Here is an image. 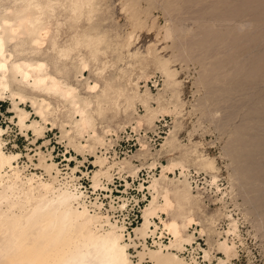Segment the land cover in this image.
Instances as JSON below:
<instances>
[{"label":"rangeland","instance_id":"374dc122","mask_svg":"<svg viewBox=\"0 0 264 264\" xmlns=\"http://www.w3.org/2000/svg\"><path fill=\"white\" fill-rule=\"evenodd\" d=\"M138 1L142 17L133 20L122 10L121 0H98L93 21L98 33L105 34V42L97 61L82 46L73 48L65 59L57 58L52 39L72 43L70 18L64 13L58 14L61 27L54 18L49 20L52 25L48 21L51 26L47 25L34 50L20 44L25 35L17 29L18 34L5 46L12 54L10 60H43L59 86L72 85L78 96L90 101L91 118L88 129L77 133L73 121L78 113H70L61 96L13 82L10 87H22L28 97L17 103L27 113L25 124L36 120L42 130L36 133L31 127L18 125L12 104L17 96L12 100L8 88L0 99L4 149L20 153L17 165H24L21 175L35 172L47 178L38 165L39 152L47 162L56 163L61 173L75 168L74 183L86 194L85 200L94 201L96 197L102 204L100 212L123 223V238L132 242L128 252L134 262L139 259L138 251H143L140 264H151L143 244L156 249V242L167 244L170 237L164 231L159 238L156 233L142 238L133 231L142 222V210L150 198L146 186L153 175L160 178L159 185L169 188L173 203L161 218L173 215L178 222L182 214L193 218L186 232H181L191 235V243H184L183 251H170L187 261L190 257L191 264H216L218 258L227 259L229 264H264V0ZM168 22L173 36L163 38V25ZM129 33L133 35L127 45L124 41ZM107 42L110 47H105ZM149 46L160 57L169 58L170 67L177 72L174 84L165 80L158 64H154L157 62L139 63L130 56L148 55ZM79 56L88 59L82 73L77 71ZM129 78L132 83L137 81L146 103L135 100L125 106L117 87L129 88ZM105 79L113 86L106 89L109 95L103 90ZM86 82L98 85L88 89ZM29 97L49 102L44 120L36 114L37 103L31 105ZM97 100H101L102 113L94 111ZM162 105L163 110L159 109ZM147 107L160 112L150 123L142 120L135 128L136 120L148 112ZM96 138L103 140L102 144ZM99 156L115 164L109 179L101 177L105 188L93 191L91 177L100 168ZM169 160L177 166L170 171L164 169L162 174L160 166ZM132 170H136L133 175ZM160 173L165 175L163 180ZM184 184L191 195L179 207L174 190ZM123 201L124 206L119 207ZM233 218L237 233L227 234ZM153 220L157 232L160 221L156 217ZM224 240L232 248L228 256L218 244ZM203 251L207 258L201 257Z\"/></svg>","mask_w":264,"mask_h":264},{"label":"bare ground","instance_id":"6f19581e","mask_svg":"<svg viewBox=\"0 0 264 264\" xmlns=\"http://www.w3.org/2000/svg\"><path fill=\"white\" fill-rule=\"evenodd\" d=\"M3 1H7L8 4L3 5ZM121 4L122 10L126 13L128 12V16H131L133 20L142 17L139 16L142 7L138 0H121ZM97 10L98 0H0V99L4 97L8 88H10L8 96L12 100L14 96H17V100H13L12 104L13 109L16 111L17 123L21 128L31 127L36 133H40L42 130L41 126H37L36 120L31 121L30 124H25L27 113L18 107L17 103L22 102L28 97L22 91V87L17 86L16 89H12L10 86L13 82H18L32 89L47 91V93L49 91L52 94L57 93L61 96L68 105V111L70 113H78L77 119L74 118L75 120L73 121L77 133L83 132L90 126L91 117L88 109L90 101H86L84 98L78 96L80 94H76L74 91L75 87H70L72 85L67 86L63 84V86H59L60 83H57L56 78V80L54 79L55 76L49 75L46 64L42 62L43 60L39 61L31 58L10 60L11 53L7 51L5 47L6 43L18 34L17 29L19 28L25 35V38L21 39L20 44H27L32 50L36 49L38 43L42 40V35L47 31L49 20L54 18L57 27H61L63 22L59 20L58 14L60 16V14L64 13L65 17L70 18L68 26L70 29L72 28L73 34L70 36L72 43H58L55 39H52V45L56 50L57 58L60 60L65 59L73 48L82 46L88 49L91 59L97 61L101 49H104L101 44L105 42V34L98 33L93 21ZM83 21L86 23V26L83 25ZM172 30L173 28L169 22L168 24H164L163 38H171L173 36ZM22 35L20 34V37ZM132 35L133 33H129L127 36L128 40L125 37L126 42L124 41V43L129 45ZM110 46L111 43L109 42L105 44V47ZM151 46L147 47L146 54L148 55L130 53V56L134 57L135 61L139 63L145 62L150 64L148 63L149 60L157 62L154 64H158L161 73L166 78L165 80L168 79L171 84H174L176 82V79H174L177 73L176 69L170 67L169 58L164 59V57H160V55L154 52L156 50H151ZM87 61L86 57L81 56L77 62V71L81 72L86 66ZM141 66H139L140 69ZM7 69H10L8 76L6 75ZM96 83L87 84L86 82V86L88 89H93L98 85ZM128 83L130 85L129 88L117 87V93L123 98L125 106L133 105L135 100L146 103V96L138 92L137 81L132 83L129 78ZM108 88L113 89V86L110 81L105 79L103 86L104 93ZM107 93L109 95V92ZM29 99L31 105L37 103L35 112L41 120H44L46 114H48L49 102H45L41 98L40 100L36 99L37 101H34L30 97ZM100 102L101 100H97L94 108V111L96 110L97 113H102L104 110ZM159 109L163 110V105ZM159 109H149L147 107L148 112L136 120L135 128L139 127L142 120L150 123ZM131 129L134 130V127ZM4 131L5 128L0 126V264H140L144 252L137 250L139 259L136 262L131 259L128 252L131 240L129 233H126L130 240L129 242L123 238V223H119L118 219L112 218V215L100 212L102 204L97 202L96 197L94 201L85 200L86 194L78 190L76 183H74L76 178L73 175V171L75 168H72L70 173L65 171L61 173L56 163L53 161L47 162L44 155L39 152L38 165L46 172L47 178H43L42 175L35 172L21 175L24 165H17L20 153L4 149V141L1 137ZM96 141L99 144L103 142L100 139ZM106 160V156L97 157L100 168L96 169L91 177L90 187L93 191L99 187L105 188L102 185L103 183L101 184V177L109 179L112 176L110 169L115 162L109 163ZM167 163L165 166H160L161 173L164 169L170 171L174 166H177V163L173 160H169ZM118 167L121 169L120 166ZM131 173L132 175L135 174L136 170H132ZM164 176H161L162 180ZM159 179L153 175L149 179L146 188L150 198L142 210L141 224L135 227L133 231L142 238H145L146 235L154 237L155 233L157 234V238H159L164 231L169 234L170 237L167 244H161L162 242L160 241L156 242V240H152L158 244V246L156 245V249H150L143 244V249L146 248V253L152 261L151 264H191L192 261L188 262L190 257L187 261L184 257L179 256L178 253L172 252L169 249L175 248L180 251L182 249L183 251L184 243H191V235L187 233L182 235L181 232H186L185 229L192 224L193 218L189 214H182L179 222L173 215L165 219L161 218L160 214L162 212L167 213L173 203L169 196V188L159 185ZM210 182H213V179ZM186 184L188 185L187 180ZM186 184L180 189H173L179 207L185 201H189L191 195ZM124 204L125 202L123 201L119 207H123ZM89 207H92L91 213L89 212ZM154 217L160 221V230L157 232V225L153 220ZM228 224L230 226L226 230V233H237V223L235 224L234 218ZM153 242L152 244L155 245ZM218 244L227 256L232 252L231 245H227L225 240ZM201 257L207 258V252L203 251ZM228 262L227 259L218 258L216 264H229Z\"/></svg>","mask_w":264,"mask_h":264}]
</instances>
